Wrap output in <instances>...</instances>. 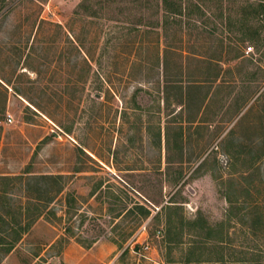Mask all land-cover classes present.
<instances>
[{"label": "rangeland", "instance_id": "obj_1", "mask_svg": "<svg viewBox=\"0 0 264 264\" xmlns=\"http://www.w3.org/2000/svg\"><path fill=\"white\" fill-rule=\"evenodd\" d=\"M178 1L0 0V264H264V0Z\"/></svg>", "mask_w": 264, "mask_h": 264}, {"label": "trees", "instance_id": "obj_2", "mask_svg": "<svg viewBox=\"0 0 264 264\" xmlns=\"http://www.w3.org/2000/svg\"><path fill=\"white\" fill-rule=\"evenodd\" d=\"M164 5H165V9L167 12H169V14H178V13H182L184 11V9H189V4H186V6H184L183 2L181 1H178V0H164ZM263 6V5H262ZM60 175H53V174H44V175H38L36 177V180H37V183H40L39 187H38V191H39V194H41L42 192H44V188L46 187V185L48 183H50L51 181L53 180H57L59 178ZM62 185L59 186L58 188V192H61L62 191ZM40 197H38V200L39 202H41L40 205H38V208L40 209V212L39 214L37 215L38 217H40L42 215V209H43V206L47 205L49 201H51V198L50 199H45L42 195H39ZM175 201L174 200H171L170 203H168L167 205H164L163 206V210L165 211H171L172 209H174V212H178V210L181 208L179 207L180 205L178 204H175L174 203ZM233 203H231L232 205ZM176 210V211H175ZM146 213L145 214H150V210H147L145 211ZM159 213V212H158ZM175 217L177 218H180V219H183V215H179L178 216L176 215ZM166 221H167V228H168V232L167 234H169L170 232V228L172 227V224L174 223L175 221V218H174V215H172V213H168L167 214V218H166ZM222 223V222H221ZM183 224H185L184 222L182 223V226ZM186 224L189 226V233H190V247H189V253H196V250L198 251V253H204L205 250H210L211 249V244L209 245L210 241L213 239L215 240V247H218L219 250H224L227 246V242L226 240L224 239V237L222 236H219L218 238H215L211 236V233L210 232H207L206 234L207 235H202V238H199V229L201 227H203V224L201 222V219H200V216H197L195 219L193 220H187L186 221ZM219 225H222V224H218V225H211V224H208V229L212 230V233L214 232V229H216L217 227L216 226H219ZM29 224L25 226V230L29 228ZM23 229V228H22ZM182 232H183V229H182ZM205 239V240H204ZM114 242L116 244H118L120 247H122L123 245L119 244L117 241L114 240ZM90 247V246H88ZM127 249L124 250V252L126 251ZM191 259V257L189 258ZM220 263H223V264H227V261L224 260V259H219ZM229 264V262H228ZM242 264H260L258 261H251L250 263H242Z\"/></svg>", "mask_w": 264, "mask_h": 264}, {"label": "crops", "instance_id": "obj_3", "mask_svg": "<svg viewBox=\"0 0 264 264\" xmlns=\"http://www.w3.org/2000/svg\"><path fill=\"white\" fill-rule=\"evenodd\" d=\"M116 250V244L109 241H106V243L104 241H97L89 248H85L76 243H70L64 253H51L49 258H46L48 260L43 262V264H49V262H56L55 264H90L91 253H102L103 255V253H114ZM98 259L96 260L98 263L95 264L101 262V259L100 261Z\"/></svg>", "mask_w": 264, "mask_h": 264}, {"label": "built area", "instance_id": "obj_4", "mask_svg": "<svg viewBox=\"0 0 264 264\" xmlns=\"http://www.w3.org/2000/svg\"><path fill=\"white\" fill-rule=\"evenodd\" d=\"M250 48H252V47H250ZM249 50L250 49H248V51ZM6 119H7V121L11 122L13 120L12 115L10 113H8ZM3 122H5V121L0 119V124H2Z\"/></svg>", "mask_w": 264, "mask_h": 264}]
</instances>
